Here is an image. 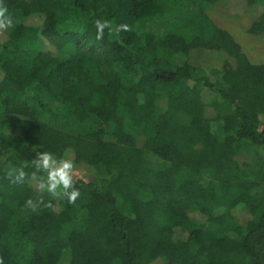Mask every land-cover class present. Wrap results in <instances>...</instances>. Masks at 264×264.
Returning <instances> with one entry per match:
<instances>
[{"label":"trees","instance_id":"obj_1","mask_svg":"<svg viewBox=\"0 0 264 264\" xmlns=\"http://www.w3.org/2000/svg\"><path fill=\"white\" fill-rule=\"evenodd\" d=\"M213 1L3 0V264H264V65L203 13ZM156 16L174 30L136 32ZM96 19L131 31L98 41ZM34 148L72 156L75 204L24 207L39 194L6 173L30 175Z\"/></svg>","mask_w":264,"mask_h":264},{"label":"clouds","instance_id":"obj_2","mask_svg":"<svg viewBox=\"0 0 264 264\" xmlns=\"http://www.w3.org/2000/svg\"><path fill=\"white\" fill-rule=\"evenodd\" d=\"M96 39L103 40L105 29L109 34L118 35L121 31L128 32L131 28L128 24L122 23L113 25L110 20L96 19ZM15 27L14 18L9 13L7 5L0 0V32ZM34 158L31 159V166L34 169L29 175L23 167L9 166L7 179L13 185H22L26 181L33 183L35 191L39 194L36 198L29 197L24 207L32 212H38L42 207L52 208V200H66L69 204H75L80 197V191L74 187L75 162L71 158L57 157L49 151H39L36 148ZM49 199L46 201L44 196ZM0 264L3 260L0 259Z\"/></svg>","mask_w":264,"mask_h":264},{"label":"rangeland","instance_id":"obj_3","mask_svg":"<svg viewBox=\"0 0 264 264\" xmlns=\"http://www.w3.org/2000/svg\"><path fill=\"white\" fill-rule=\"evenodd\" d=\"M247 4V0H218L207 2L202 8L203 13L217 28L233 37L241 52L246 55L252 64L256 66L264 65V34L251 32L252 23L257 20L264 7L262 3L252 8L248 7ZM174 28L175 24L172 18L163 16L149 17L135 23V30L140 35L152 32L158 36H163L173 31ZM70 49H65L60 53L63 59L67 57ZM5 55L6 52L0 49V58ZM207 58H197L198 61L196 62L198 64L203 62L204 64H209L215 61L213 58ZM174 60L180 61L183 60V57L175 56ZM260 119L262 120V116H260ZM69 158L72 159V156ZM236 159L241 162L244 160V155L240 154ZM155 163L154 160L153 164ZM237 215L240 218H243V215L245 216L244 212H239ZM15 224L16 222L14 221L13 225Z\"/></svg>","mask_w":264,"mask_h":264}]
</instances>
